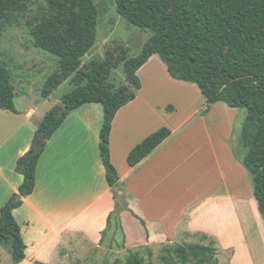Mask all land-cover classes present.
Listing matches in <instances>:
<instances>
[{"label": "crops", "instance_id": "obj_1", "mask_svg": "<svg viewBox=\"0 0 264 264\" xmlns=\"http://www.w3.org/2000/svg\"><path fill=\"white\" fill-rule=\"evenodd\" d=\"M156 57L136 72L140 89L111 123L108 151L116 187H108L99 155L100 105L71 111L46 141L33 191L19 197L22 203L12 211L25 246L20 264H61L78 244L98 246L112 212L118 214L127 250L205 239L199 244L213 243L217 258L227 264H264V219L251 176L233 154L236 109L208 104L197 92L204 101L200 108L182 91L191 84L172 80ZM160 68L175 95L160 92ZM51 95L43 99L54 108L61 98ZM37 127L29 124L12 154L0 159V209L17 195L22 176L16 163L29 151ZM163 127L169 137L129 167L128 153Z\"/></svg>", "mask_w": 264, "mask_h": 264}, {"label": "trees", "instance_id": "obj_2", "mask_svg": "<svg viewBox=\"0 0 264 264\" xmlns=\"http://www.w3.org/2000/svg\"><path fill=\"white\" fill-rule=\"evenodd\" d=\"M28 1L0 0V27L19 3ZM41 1L47 12L34 25L33 44L56 59L58 73L45 82L40 96L47 98L68 80L72 89L61 98L62 109L54 107L45 113L29 151L16 163L22 182L17 195L0 209V246L9 245L11 264H20L25 250L12 211L21 205L19 197L32 193L45 143L71 111L86 104L102 107L99 155L108 187L117 186L108 151L111 123L117 111L135 99L140 89L136 72L153 55L159 57L172 80L194 85L206 103L246 111L233 154L251 176L253 197L264 219V0H112L125 22L151 33L139 55L123 56L112 63L113 68L122 64L125 83L119 87L108 83L106 62L92 60L82 66V59L95 43L97 12L93 0ZM105 56L111 58L109 53ZM14 96L11 76L0 67L1 111L17 114ZM169 135L163 127L147 136L128 153L127 165H138ZM112 216L121 231L118 214L112 212L102 237L110 228ZM190 251L202 257H212L216 252L200 245L191 246ZM126 262L139 264L136 254L129 255Z\"/></svg>", "mask_w": 264, "mask_h": 264}, {"label": "rangeland", "instance_id": "obj_3", "mask_svg": "<svg viewBox=\"0 0 264 264\" xmlns=\"http://www.w3.org/2000/svg\"><path fill=\"white\" fill-rule=\"evenodd\" d=\"M93 2L97 12L95 43L91 51L82 59V66L92 60L106 62L109 65L108 83L119 87L125 83L122 64L113 68L112 63L123 56L133 58L139 55L142 45L151 33L125 22L117 14L112 0H93ZM16 8L15 12L8 14L6 21L0 27V67L5 68L11 76L15 93L13 102L17 111L14 115L0 110V159L12 154V150L20 142L19 136L24 134L29 124H39L45 113L52 109L50 101L43 99L40 92L45 82L58 73L56 59L36 49L32 39V33L35 32L34 25L46 15V4L41 0H30L19 3ZM106 53L111 54L110 59L106 58ZM82 70L84 71V68ZM157 71V77L163 85L158 84L160 92L168 97L175 95L177 90L165 80L161 68ZM71 89L68 80L61 84L51 97L62 98ZM182 91L190 98H194L200 108H204L201 106L204 101L198 100L197 92H200L195 86L182 87ZM55 107L58 108L59 104ZM29 111L34 112L31 119L27 118ZM235 111L237 113L234 116L233 149H237L236 140L246 116L245 110ZM24 124L25 126L17 133L18 128ZM247 174L249 175L248 172ZM126 225L135 237L134 230L128 223ZM200 240L186 238L170 244L143 246L137 249H132L133 245H131L127 250L123 246L122 233L117 229L116 217L112 216L110 228L105 232L98 246L78 244L68 260L61 264H127L126 258L133 254L137 255L139 264H227V260L217 258L216 252L212 257L193 256L190 247L194 245L210 247L216 251L213 243L199 244L206 241ZM0 264H11L9 245L0 249Z\"/></svg>", "mask_w": 264, "mask_h": 264}, {"label": "water", "instance_id": "obj_4", "mask_svg": "<svg viewBox=\"0 0 264 264\" xmlns=\"http://www.w3.org/2000/svg\"><path fill=\"white\" fill-rule=\"evenodd\" d=\"M133 90H134V89H133ZM62 108H63V106H62V102L60 101L58 109H62Z\"/></svg>", "mask_w": 264, "mask_h": 264}]
</instances>
